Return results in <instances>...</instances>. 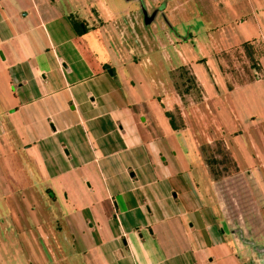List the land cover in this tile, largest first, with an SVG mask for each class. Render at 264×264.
Masks as SVG:
<instances>
[{
	"label": "crops",
	"instance_id": "0c3cea01",
	"mask_svg": "<svg viewBox=\"0 0 264 264\" xmlns=\"http://www.w3.org/2000/svg\"><path fill=\"white\" fill-rule=\"evenodd\" d=\"M81 1L0 0V183L30 188L85 264H264V130L245 170L224 131L196 133L184 110L173 129L165 114L181 108L164 101L178 66L209 112L218 95L181 52L170 70L154 56L157 32L174 45L175 26L198 17L191 0H97L85 17ZM215 52L219 90L226 51ZM214 139L237 166L219 179L200 150Z\"/></svg>",
	"mask_w": 264,
	"mask_h": 264
},
{
	"label": "rangeland",
	"instance_id": "374dc122",
	"mask_svg": "<svg viewBox=\"0 0 264 264\" xmlns=\"http://www.w3.org/2000/svg\"><path fill=\"white\" fill-rule=\"evenodd\" d=\"M96 1L78 2L80 15L85 17L90 13L95 14L92 4ZM147 1L152 3L155 0ZM106 2L111 7L116 6L112 0ZM190 3L196 8L198 17H191L187 22L175 26L183 38L176 41V36H173L174 45H170L162 38V34L157 32L155 36H159V41L155 42L154 56L156 61L170 70L172 65L177 67L181 64L178 55V52H181L189 67L206 86L208 95H218L210 101L209 112L202 102L200 86L197 82L191 87L188 83L184 84L180 76L182 67L178 66L168 77L169 85L166 87L171 89V94H167L164 101L168 107L172 102L175 103L174 100L179 104L181 102V108L176 104L172 108L179 128L184 127L185 115L196 113L192 122L196 133L204 135L214 130L218 133L224 131L226 143L234 152L240 166L245 170L255 169L250 145L252 140L255 143L258 140L257 131L264 130V0H191ZM248 39L254 48L253 61L249 60L243 48L237 45ZM219 49L226 53L223 54L225 64L223 63L221 69L224 78L221 79V87L218 90L213 84L212 75L219 71V55L215 52ZM202 54L209 55L207 59L211 61L212 68L204 64ZM184 70L187 75H193L186 66ZM155 80L158 84L166 83L164 76H158ZM183 110L185 115L182 114ZM189 124L191 125V122ZM233 132L234 134H231ZM200 148L205 155V161L221 160L220 150L226 151L232 158L222 140L214 139L210 144L201 142ZM3 150L7 151L8 147H3ZM212 165L216 169L215 172L224 175L234 172V166L230 162H214ZM2 180L0 264H85L82 261L84 256L74 254L78 249L74 247L73 239L71 238L70 242L63 241V235L54 228L51 215L43 211L37 199H31L34 198L31 189H25L21 194L14 191L10 193L14 181L9 177H3ZM61 201L62 196L58 195L57 201H51V204L53 207H57L58 203L62 206ZM48 222L52 223L54 234L49 232L46 225ZM97 262L99 264V261Z\"/></svg>",
	"mask_w": 264,
	"mask_h": 264
},
{
	"label": "trees",
	"instance_id": "16d2710c",
	"mask_svg": "<svg viewBox=\"0 0 264 264\" xmlns=\"http://www.w3.org/2000/svg\"><path fill=\"white\" fill-rule=\"evenodd\" d=\"M240 46L243 48V50H244L245 54L247 55V57L249 58V60L253 61L254 60V57H253L254 48L249 43V41L242 42L240 44ZM180 67H182V71L180 73V76H181V78H183V83L184 84H187L188 83V86L191 87L192 84H194L195 82H197L195 76L194 75H187L188 73H187V71L184 70V66H180ZM187 90H189V89H187ZM165 114L168 117V120H169V123H170L171 127L173 129H178L180 126H179V124L176 123V119H175V116L172 113V111H166ZM219 152L222 153L221 154V157H222L221 160L215 161V160H212V159H206V163L209 165L210 172L212 173V176L215 179L221 178L222 176H224V174L221 173V172H215L216 169H214V167L212 165V163H214V162H220V163L221 162H230L232 164V166H234V171L237 170V166H236L235 162H233V160L229 156V154L226 153V151H223V150H220ZM227 170L228 169H226V171Z\"/></svg>",
	"mask_w": 264,
	"mask_h": 264
},
{
	"label": "water",
	"instance_id": "95a60500",
	"mask_svg": "<svg viewBox=\"0 0 264 264\" xmlns=\"http://www.w3.org/2000/svg\"><path fill=\"white\" fill-rule=\"evenodd\" d=\"M104 68L108 69V71H111L110 66L107 64L104 65Z\"/></svg>",
	"mask_w": 264,
	"mask_h": 264
}]
</instances>
